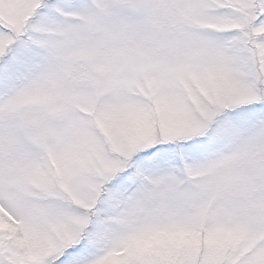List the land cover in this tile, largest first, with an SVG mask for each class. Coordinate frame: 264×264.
Segmentation results:
<instances>
[{
    "label": "snow or ice",
    "instance_id": "1",
    "mask_svg": "<svg viewBox=\"0 0 264 264\" xmlns=\"http://www.w3.org/2000/svg\"><path fill=\"white\" fill-rule=\"evenodd\" d=\"M0 264H264V0H0Z\"/></svg>",
    "mask_w": 264,
    "mask_h": 264
}]
</instances>
